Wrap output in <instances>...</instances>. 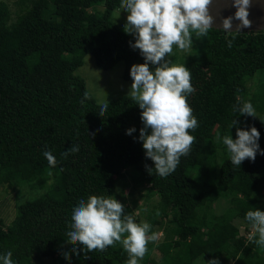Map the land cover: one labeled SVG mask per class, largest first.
<instances>
[{"label": "trees", "instance_id": "trees-1", "mask_svg": "<svg viewBox=\"0 0 264 264\" xmlns=\"http://www.w3.org/2000/svg\"><path fill=\"white\" fill-rule=\"evenodd\" d=\"M120 2L16 0L13 19L0 0V185L9 189L6 194L25 184L40 191L20 203L10 221L1 213L5 196L0 198V256L11 251L15 264H127L118 242L76 255L71 249L83 246L66 239L79 201L91 195L115 198V185L128 170L133 187L157 198L145 213L149 234L163 231L162 240L148 243L139 264H206L213 258L220 264H264V247L248 242L254 229L245 219L249 210L264 211V155L258 151L254 162L245 159L237 168L222 142L226 135L237 138L235 119L241 129L259 131L264 150V31H243L228 47L233 33L213 28L203 50L193 44L190 53L178 55L191 73L195 91L187 103L198 127L189 130L196 137L189 155L161 178L145 168H154V162L139 140V105L122 95L108 101L102 117L101 103L75 74L91 54L102 69L122 60L123 79L133 81L131 66L144 57L130 46L135 37L112 19ZM247 101L257 117L234 113V106ZM129 128H135L131 135ZM73 145L79 151L62 156ZM45 151L55 156V168ZM221 197L228 206L217 213ZM124 214L141 223L133 209L125 207ZM154 248L158 261L150 259ZM45 258L50 260L44 263Z\"/></svg>", "mask_w": 264, "mask_h": 264}, {"label": "clouds", "instance_id": "clouds-1", "mask_svg": "<svg viewBox=\"0 0 264 264\" xmlns=\"http://www.w3.org/2000/svg\"><path fill=\"white\" fill-rule=\"evenodd\" d=\"M213 0H121L120 8L128 13L124 31L135 37L130 46L140 50L144 63L131 66L132 84L127 93L138 104L143 127L139 140L145 150L146 158L154 162V168L145 165L146 171L161 178L173 174L180 164L181 157L189 155L196 137L189 133L198 127V121L187 103V96L195 91L191 84V73L185 65L172 64L168 56L176 46L183 53H190L193 48V36L200 40L207 37L213 29L214 17L209 7ZM237 10L234 15L221 16L219 29L233 33L227 41L232 47L236 35L245 28H251L248 9L250 0H232ZM239 21L233 27V21ZM167 57V58H166ZM153 65L154 70L149 65ZM88 98V93H85ZM83 102V101H82ZM108 102H102L99 115L104 116ZM234 113L257 117L250 101L233 107ZM233 120L237 138L231 135L222 138L230 154L231 164L239 168L245 159L255 161L257 152L264 155L259 148V131L255 127L243 130ZM135 128L126 130L131 135ZM220 139V137H218ZM79 151L73 145L62 153L65 158L70 153ZM49 167L55 168L57 160L50 151H45ZM62 171V169H61ZM125 206L115 198L91 195L87 200L81 199L74 207L67 243L82 245V249L73 247L72 253L80 251H105L109 246L120 243L127 252V264H139L147 253L149 242H155L159 235L150 233L148 222L136 223L132 215L124 214ZM158 214V213H157ZM245 219L254 229L247 237L249 243L264 247V211L259 209L246 212ZM12 252L0 256L2 264H15ZM65 259L70 260L68 252ZM206 264H220L218 258L206 261Z\"/></svg>", "mask_w": 264, "mask_h": 264}, {"label": "rangeland", "instance_id": "rangeland-1", "mask_svg": "<svg viewBox=\"0 0 264 264\" xmlns=\"http://www.w3.org/2000/svg\"><path fill=\"white\" fill-rule=\"evenodd\" d=\"M8 3L9 8L11 10L12 18H15V13L18 10V5L16 4V0H3ZM98 8L101 5L97 6ZM127 15L128 13L122 10L120 7L115 9L112 13V19L115 24L124 29L125 24L127 23ZM194 37V36H193ZM193 44L199 46L201 50L204 48V37L200 40L195 39L193 40ZM201 43H203V47L201 48ZM179 52V53H178ZM176 46L173 47V52L168 56V59L171 61L172 64H179L181 63V58H179V54H182ZM167 58V57H166ZM124 68V62L118 61L112 68L110 69H102L98 67L95 63L94 57L91 54H86L84 56L83 64L75 69V74L81 76L85 80V84L87 89L92 93L93 97L98 103L108 102L113 98L127 95L130 90V86L133 81L125 80L122 77V72ZM253 84V81H250V86ZM253 88V86H251ZM128 96V95H127ZM8 188L5 185H0V198H3L6 201H3V207L1 209V213L6 215L8 221L14 217L16 214L17 206L35 196L40 195V191L31 188L29 184H25L24 187L17 188L15 191H11L7 193ZM142 191V194H141ZM115 198L122 202V204L134 210L135 214L140 216V222H146L145 213L148 209H151L153 204L156 202L157 198L155 196L152 197H145L143 195V190L139 189L138 187H133L130 182V174L129 171H125V177L119 179L117 184L114 188ZM6 194V195H5ZM219 206L215 205L214 210L217 213L224 211L227 206L228 202L227 199L221 197L219 199ZM238 223V222H237ZM239 229L241 232L244 231L243 226L239 224ZM159 235V239L155 242L162 240L163 238V231L159 230L157 232ZM149 242V243H155ZM160 253L159 251L154 248L151 251V258L159 260ZM45 262H48L50 259L45 258Z\"/></svg>", "mask_w": 264, "mask_h": 264}, {"label": "water", "instance_id": "water-1", "mask_svg": "<svg viewBox=\"0 0 264 264\" xmlns=\"http://www.w3.org/2000/svg\"><path fill=\"white\" fill-rule=\"evenodd\" d=\"M251 6L248 9L249 20L252 22L251 28H245L243 31H264V0H250ZM237 9L232 6V0H213L209 7L210 14L214 17L213 28L219 29L221 16L228 17L234 15ZM239 21H233V27Z\"/></svg>", "mask_w": 264, "mask_h": 264}]
</instances>
